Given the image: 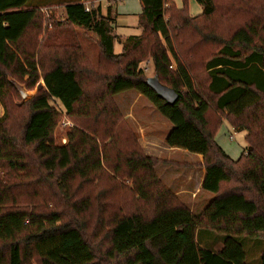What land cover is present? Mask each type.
Wrapping results in <instances>:
<instances>
[{"label": "trees", "instance_id": "obj_1", "mask_svg": "<svg viewBox=\"0 0 264 264\" xmlns=\"http://www.w3.org/2000/svg\"><path fill=\"white\" fill-rule=\"evenodd\" d=\"M30 1L0 0V264H247L239 240L264 241V0H195L196 17L188 0H139L142 34L119 54L110 8L68 3L39 42L44 18ZM73 27L97 38V68L60 35ZM148 56L173 105L146 84ZM40 79L30 100L8 104L21 100L14 84ZM128 91L171 124L168 147L202 156L214 199L200 214L162 185L154 169L169 163L146 156L113 106ZM63 117L73 127L60 146ZM224 121L246 132L235 161L215 141ZM199 231L221 248L201 247Z\"/></svg>", "mask_w": 264, "mask_h": 264}, {"label": "rangeland", "instance_id": "obj_2", "mask_svg": "<svg viewBox=\"0 0 264 264\" xmlns=\"http://www.w3.org/2000/svg\"><path fill=\"white\" fill-rule=\"evenodd\" d=\"M50 1L52 2L48 3ZM109 3L112 2H110L109 0H99V1L96 0L86 4L89 6V9L90 7H94V8H100L103 11L105 9V6L108 5ZM34 4H36L39 7L41 6L40 8L37 9L43 15L44 18L43 23L41 25V34L38 37V41L41 42L45 33H47L51 29L50 28L51 25L53 26V24L56 22L62 23L63 18H61V15L64 14V7L68 3H66V0H31V2L29 3V5L33 7ZM69 31L60 33V35L63 36L66 34L68 36L70 35L71 37L75 38L76 40L75 42L79 44L81 50L83 51L84 55L86 56L91 66L93 68H97L100 59V50L95 35L92 34L91 32H88L86 30L77 27H73ZM141 34H142V29H140L139 35ZM113 35L115 36L114 28H113ZM123 41L124 40H121L117 37V44L120 45L123 43ZM120 47L121 45L119 47H116V50H119ZM119 53H115V54H119ZM142 68H143L144 76L146 78L154 77L152 60L150 59L149 56L143 62ZM39 84H42L41 88L38 87ZM21 87L27 92L28 100H30L40 89L44 88V85L42 79H40L38 83L35 85L34 89L30 91L26 90L23 86ZM26 101L17 99L15 95L11 93L8 104L10 105V102H13L15 106H20ZM112 101H113V106L115 107V109H117L118 113L120 114V117L121 118H124V116L126 117V119L124 118V120L125 121L127 120L126 121L128 125L127 127L135 136L136 140H138V143H139L138 130L140 129L138 128V126H141V128L144 129V132L147 133L151 131V128L154 125V123L157 120L161 119L160 118L161 116L156 112V110L152 107V105L145 98L139 96V94H137L135 91H130V93H128L125 96L117 97L115 95L113 96ZM5 111L6 108L4 104H0V120L5 117ZM126 115H128V117ZM135 123H137L138 125ZM72 127L73 124L70 121L66 120V118L63 117L61 119L54 133V139L57 145L63 146L67 144L66 133ZM245 135H246L245 131L242 130L235 131L226 121L223 122V124L221 125V127L219 128L216 134L218 141L225 142L226 147L231 149L230 151L231 156L235 158L240 156V154H242L247 147V143L245 141ZM229 136L233 137L232 140H229ZM2 174L3 172L0 170V175ZM119 183H121L126 188L127 187L129 188L132 185V182L129 179H121L119 180ZM201 235H206L205 237L207 240L206 242H204V244L208 249L217 250L221 248L222 246L221 236L213 232L199 231L198 233L199 241L202 238ZM239 242L242 244L244 248L247 264H261V251L264 248V241L259 239L242 238L239 240ZM101 248L104 249L105 245H102Z\"/></svg>", "mask_w": 264, "mask_h": 264}, {"label": "crops", "instance_id": "obj_3", "mask_svg": "<svg viewBox=\"0 0 264 264\" xmlns=\"http://www.w3.org/2000/svg\"><path fill=\"white\" fill-rule=\"evenodd\" d=\"M92 1L96 0H66V3L78 2L86 5V3H91ZM51 2L52 1L48 3ZM173 2L177 9L182 8V0H173ZM40 7L34 4V8ZM188 7L189 15L191 17L199 16L202 13L201 7L195 0H188ZM108 8H110L114 19L113 27L115 37L117 36L125 42L127 38L131 36H138L140 34L138 20L141 13V7L139 0H117L106 5L105 9L103 11L101 10V13L106 15ZM61 18H64V14L61 15ZM117 37L114 45L115 53H119L121 51V47L119 50H116V47L121 45L117 44ZM128 93H130V91L116 96H125ZM126 116L128 117V115ZM124 118L126 119L125 116ZM160 118L161 119L154 123L151 131L147 133L144 132V129H142L141 126H138V128H140L138 130L139 143L146 156L164 160L169 163L159 164L155 167L154 170L158 179L162 185L174 196H176L193 215H198L214 199V195L202 190V183L205 176V169L202 167L203 158L201 155L191 154L185 150L168 147L166 139L172 129V126L162 116ZM235 131L240 130L237 129ZM232 138V136H229V140H232ZM215 141L225 154L233 161L240 157L238 156L235 158L231 156V149L226 147L225 142L218 141L217 136L215 137ZM201 236L202 238L199 241V244L201 247H206L204 244L207 240L205 237L206 235ZM218 250L219 249L213 251Z\"/></svg>", "mask_w": 264, "mask_h": 264}, {"label": "water", "instance_id": "obj_4", "mask_svg": "<svg viewBox=\"0 0 264 264\" xmlns=\"http://www.w3.org/2000/svg\"><path fill=\"white\" fill-rule=\"evenodd\" d=\"M146 84L154 91L157 97L163 100L167 105H173L178 100L177 93L173 89L163 86L155 76L147 78ZM14 86L16 87L21 100H28L27 92L17 84H14Z\"/></svg>", "mask_w": 264, "mask_h": 264}, {"label": "built area", "instance_id": "obj_5", "mask_svg": "<svg viewBox=\"0 0 264 264\" xmlns=\"http://www.w3.org/2000/svg\"><path fill=\"white\" fill-rule=\"evenodd\" d=\"M109 1H110V2H115V1H117V0H109ZM84 7H85V11H86V12H89V10H90V9H89V6H88L87 4H86V5L84 4Z\"/></svg>", "mask_w": 264, "mask_h": 264}]
</instances>
